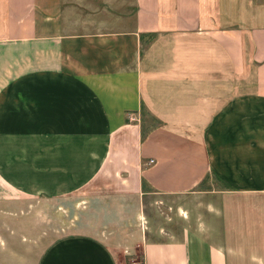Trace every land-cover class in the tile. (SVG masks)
<instances>
[{"label": "crops", "instance_id": "crops-1", "mask_svg": "<svg viewBox=\"0 0 264 264\" xmlns=\"http://www.w3.org/2000/svg\"><path fill=\"white\" fill-rule=\"evenodd\" d=\"M73 12L0 0V264H264V22L216 23L206 0H133L107 29ZM208 176L211 219L145 237V194ZM89 185L118 247L10 208Z\"/></svg>", "mask_w": 264, "mask_h": 264}, {"label": "rangeland", "instance_id": "rangeland-1", "mask_svg": "<svg viewBox=\"0 0 264 264\" xmlns=\"http://www.w3.org/2000/svg\"><path fill=\"white\" fill-rule=\"evenodd\" d=\"M74 10L76 24L73 30L107 29L114 27L115 21H131L133 0H63ZM210 12H214V21L235 26L262 23L260 11L264 0H206ZM216 13V14H215ZM242 17L246 18L243 19ZM146 125L153 122L143 116ZM201 187L181 194L167 195L150 192L143 196L140 228L144 227L148 239L177 238L184 226L195 228L211 219L210 205L217 204V182L206 177ZM200 187V188H201ZM106 196L98 186H85L71 193L55 197H25L19 206H10L28 219L44 221L46 224H59L62 234L67 231H85L98 235L110 245L118 247L117 237L112 233L116 229L106 227ZM216 206V205H215ZM114 207V206H113ZM20 208V209H19ZM215 207V215H217ZM217 217V216H216ZM83 225V226H82ZM119 231V229H118ZM133 260L140 257L139 248L135 249Z\"/></svg>", "mask_w": 264, "mask_h": 264}, {"label": "built area", "instance_id": "built-area-1", "mask_svg": "<svg viewBox=\"0 0 264 264\" xmlns=\"http://www.w3.org/2000/svg\"><path fill=\"white\" fill-rule=\"evenodd\" d=\"M129 118H133L132 115L128 116ZM152 159H149L148 162H150ZM129 264H141L139 261H131Z\"/></svg>", "mask_w": 264, "mask_h": 264}, {"label": "trees", "instance_id": "trees-1", "mask_svg": "<svg viewBox=\"0 0 264 264\" xmlns=\"http://www.w3.org/2000/svg\"><path fill=\"white\" fill-rule=\"evenodd\" d=\"M141 111H142V113L144 114L145 109L142 107V105H141Z\"/></svg>", "mask_w": 264, "mask_h": 264}]
</instances>
